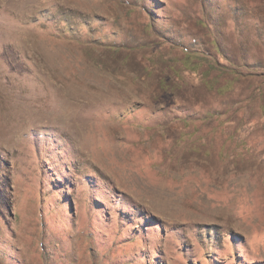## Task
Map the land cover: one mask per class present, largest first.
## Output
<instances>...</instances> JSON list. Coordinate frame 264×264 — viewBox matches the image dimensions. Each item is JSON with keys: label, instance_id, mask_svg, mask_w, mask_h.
<instances>
[{"label": "rangeland", "instance_id": "obj_1", "mask_svg": "<svg viewBox=\"0 0 264 264\" xmlns=\"http://www.w3.org/2000/svg\"><path fill=\"white\" fill-rule=\"evenodd\" d=\"M0 264H264V0H0Z\"/></svg>", "mask_w": 264, "mask_h": 264}, {"label": "trees", "instance_id": "obj_2", "mask_svg": "<svg viewBox=\"0 0 264 264\" xmlns=\"http://www.w3.org/2000/svg\"><path fill=\"white\" fill-rule=\"evenodd\" d=\"M215 49H217L220 53H222L223 56H225L219 44L216 46ZM186 52L187 51L184 52V54H186L185 57L177 62L181 66L170 67L172 72L176 75L178 83H172L171 77L170 78L163 77L160 81V87L158 90V93L160 96H162V98L178 100L179 106H181L183 104V100L186 99L185 95L183 94L185 88L183 87L184 76L182 75V73L187 71L197 72L200 71L201 68L203 67V59L198 57V55H196L195 57L190 56ZM226 60L230 61L232 64L236 63L235 60L229 57H226ZM209 69H212V66H210ZM209 74H210V70H204L203 72H201L203 78L200 84H202L206 88V91L213 92L217 96H225L226 92L230 90V86L228 84L227 85L221 84L219 77H216L213 80H211L209 78ZM235 80H238V78L233 77V81ZM208 112L209 111L205 112V117L207 116ZM214 114L215 112L212 113L211 116H213Z\"/></svg>", "mask_w": 264, "mask_h": 264}]
</instances>
